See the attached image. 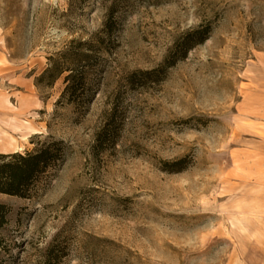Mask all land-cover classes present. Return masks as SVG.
Wrapping results in <instances>:
<instances>
[{
  "label": "rangeland",
  "instance_id": "1",
  "mask_svg": "<svg viewBox=\"0 0 264 264\" xmlns=\"http://www.w3.org/2000/svg\"><path fill=\"white\" fill-rule=\"evenodd\" d=\"M76 49L84 87L36 85ZM48 140L0 264H264V0H0V152Z\"/></svg>",
  "mask_w": 264,
  "mask_h": 264
},
{
  "label": "trees",
  "instance_id": "2",
  "mask_svg": "<svg viewBox=\"0 0 264 264\" xmlns=\"http://www.w3.org/2000/svg\"><path fill=\"white\" fill-rule=\"evenodd\" d=\"M117 2L113 1L108 7L107 14L113 15L116 11ZM108 27L109 25L108 22ZM209 25H199L191 32L186 34L183 43L185 50L191 48L197 43L203 42L210 34ZM184 50V51H185ZM184 51L182 53L184 55ZM58 55V56H57ZM56 57H50V63L36 78L35 83L39 85L45 82L48 86H52L54 82L64 73V81L66 83L63 93L70 92L73 94L77 87L85 85V76L83 73L84 65L88 63L87 53L79 51L68 54L67 51H60ZM177 58L168 54L157 68L150 70H138L132 72L128 80L133 83L142 78H149L151 75L158 73L156 78L162 74L168 67L174 64ZM70 62L68 65L66 62ZM141 78V79H137ZM63 154L60 141L51 140L42 142L35 149L28 151H15L11 153L0 152V193L8 195H16L19 197H28V188L32 184L34 178L45 170L52 162L59 159ZM7 214L6 205L0 203V226L5 222Z\"/></svg>",
  "mask_w": 264,
  "mask_h": 264
},
{
  "label": "bare ground",
  "instance_id": "3",
  "mask_svg": "<svg viewBox=\"0 0 264 264\" xmlns=\"http://www.w3.org/2000/svg\"><path fill=\"white\" fill-rule=\"evenodd\" d=\"M22 149V147H18L17 149H16V151H19V150H21Z\"/></svg>",
  "mask_w": 264,
  "mask_h": 264
}]
</instances>
